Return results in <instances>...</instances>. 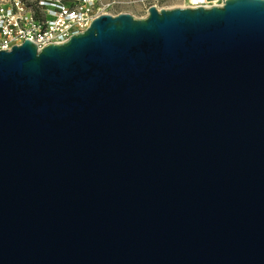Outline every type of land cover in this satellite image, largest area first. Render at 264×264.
Returning <instances> with one entry per match:
<instances>
[{"label":"water","instance_id":"obj_1","mask_svg":"<svg viewBox=\"0 0 264 264\" xmlns=\"http://www.w3.org/2000/svg\"><path fill=\"white\" fill-rule=\"evenodd\" d=\"M0 264H264V0L0 51Z\"/></svg>","mask_w":264,"mask_h":264},{"label":"built area","instance_id":"obj_2","mask_svg":"<svg viewBox=\"0 0 264 264\" xmlns=\"http://www.w3.org/2000/svg\"><path fill=\"white\" fill-rule=\"evenodd\" d=\"M103 14L97 0H0V51L24 41L38 50L63 44Z\"/></svg>","mask_w":264,"mask_h":264},{"label":"rangeland","instance_id":"obj_3","mask_svg":"<svg viewBox=\"0 0 264 264\" xmlns=\"http://www.w3.org/2000/svg\"><path fill=\"white\" fill-rule=\"evenodd\" d=\"M220 0H202L194 4L191 0H97L98 9L110 16H117L125 13L135 19H143L147 16L150 7L160 9H186L198 6L212 7L217 6Z\"/></svg>","mask_w":264,"mask_h":264},{"label":"bare ground","instance_id":"obj_4","mask_svg":"<svg viewBox=\"0 0 264 264\" xmlns=\"http://www.w3.org/2000/svg\"><path fill=\"white\" fill-rule=\"evenodd\" d=\"M191 1L194 2V4L202 2V0H191Z\"/></svg>","mask_w":264,"mask_h":264}]
</instances>
